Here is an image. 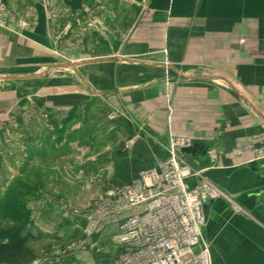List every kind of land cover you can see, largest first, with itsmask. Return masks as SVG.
Segmentation results:
<instances>
[{
	"label": "crops",
	"instance_id": "crops-1",
	"mask_svg": "<svg viewBox=\"0 0 264 264\" xmlns=\"http://www.w3.org/2000/svg\"><path fill=\"white\" fill-rule=\"evenodd\" d=\"M5 1L15 19L0 28V67L45 66L30 79L72 71L41 90L52 98H43L45 113L75 114L62 143L72 165L55 170L103 177L94 191L109 195L165 160L174 138L204 144L179 155L194 173L190 186L209 180L227 195L204 204L213 264H264V165L255 160L264 148V0H91L106 22L97 31L64 0ZM114 109L123 117L103 123ZM82 113L88 119L78 120ZM113 206L110 196L93 199L91 219L63 222L56 204L41 201L31 221L47 227L53 217L50 231L86 244L70 255L75 264H114L122 247L113 236L130 211Z\"/></svg>",
	"mask_w": 264,
	"mask_h": 264
},
{
	"label": "rangeland",
	"instance_id": "rangeland-1",
	"mask_svg": "<svg viewBox=\"0 0 264 264\" xmlns=\"http://www.w3.org/2000/svg\"><path fill=\"white\" fill-rule=\"evenodd\" d=\"M90 1L80 0V5L76 9L82 11V23L87 28L97 31L104 27L106 22L92 11ZM64 2L72 10H76L66 0ZM6 4L8 5L7 2ZM25 23L27 25V22ZM9 24L0 28H10ZM43 68L45 66L39 63L18 64L11 68L0 67V225L19 223L25 226L24 234L29 235L27 245L35 254L30 264H75L74 261H70V255L85 249L86 244L65 235L60 238L59 233L50 231L55 224L53 217L50 226L45 227V223L42 222L32 224L33 213L37 209L31 205L41 201L56 204L63 222H71L80 217L88 216V219H91L89 203L93 199H103L109 195L103 191L95 192L99 188L98 185L104 181L103 177L70 176L67 172L68 167H63L64 171L55 170L61 161L64 166L72 165L71 145L62 143L67 136L72 135L66 129L64 121L72 120L75 114L73 109L64 118L56 112L45 113L42 108L45 102L43 98L48 101L52 98L42 96L41 90L43 87H50L53 79L55 80L59 74L65 72V76L71 77L72 71L54 70L47 77L26 78L32 73L40 76L44 73L41 72L45 70ZM172 78L179 80L180 77L176 75ZM123 115L114 109L104 113L102 120L103 123L113 122ZM87 116L83 117L82 113L78 120L84 121L85 118L88 119ZM99 117V112L94 113L92 121L99 123L101 121ZM91 132L92 129H85L82 136H89ZM177 139L180 137L171 140L169 154ZM83 146L82 144L81 148ZM126 147L129 145L126 144ZM92 155L96 153L90 154ZM107 208V205L102 206V212ZM59 227L61 228L58 232L65 229L62 225Z\"/></svg>",
	"mask_w": 264,
	"mask_h": 264
},
{
	"label": "built area",
	"instance_id": "built-area-1",
	"mask_svg": "<svg viewBox=\"0 0 264 264\" xmlns=\"http://www.w3.org/2000/svg\"><path fill=\"white\" fill-rule=\"evenodd\" d=\"M14 19L0 0V26ZM192 144L189 138L177 139L165 160L141 171L132 184L110 190L113 211H130L113 236L122 247L114 264H213L203 239L204 204L227 195L209 180L190 186L188 178L194 173L179 151ZM234 153L240 157L243 150ZM255 155L264 165V148L255 149Z\"/></svg>",
	"mask_w": 264,
	"mask_h": 264
},
{
	"label": "trees",
	"instance_id": "trees-1",
	"mask_svg": "<svg viewBox=\"0 0 264 264\" xmlns=\"http://www.w3.org/2000/svg\"><path fill=\"white\" fill-rule=\"evenodd\" d=\"M74 9L80 5V0H66ZM24 225H0V264H30L35 257L28 247L29 235L24 234Z\"/></svg>",
	"mask_w": 264,
	"mask_h": 264
},
{
	"label": "water",
	"instance_id": "water-1",
	"mask_svg": "<svg viewBox=\"0 0 264 264\" xmlns=\"http://www.w3.org/2000/svg\"><path fill=\"white\" fill-rule=\"evenodd\" d=\"M181 150L182 152L187 153V154H196L198 152L205 151V145L200 144V143H195V144H192L191 146L183 147Z\"/></svg>",
	"mask_w": 264,
	"mask_h": 264
}]
</instances>
